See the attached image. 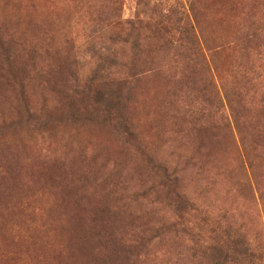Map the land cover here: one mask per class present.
<instances>
[{
  "label": "rangeland",
  "instance_id": "rangeland-1",
  "mask_svg": "<svg viewBox=\"0 0 264 264\" xmlns=\"http://www.w3.org/2000/svg\"><path fill=\"white\" fill-rule=\"evenodd\" d=\"M169 9L195 59L96 22ZM94 47L135 76L119 102ZM0 264H264V0H0Z\"/></svg>",
  "mask_w": 264,
  "mask_h": 264
},
{
  "label": "trees",
  "instance_id": "trees-1",
  "mask_svg": "<svg viewBox=\"0 0 264 264\" xmlns=\"http://www.w3.org/2000/svg\"><path fill=\"white\" fill-rule=\"evenodd\" d=\"M174 14H176V11H171V9H169L164 15H159V17L155 18L153 13H147L142 10L140 19H137L136 17L132 20L121 21L115 15H97L96 22L100 27H109V30H111L109 31L110 34L107 38L109 43L113 44V40L119 39L121 46L127 45L128 49H130L132 53L134 50L138 49V37L141 29L146 28L148 31L150 30L149 32L160 36H164L173 31L179 36V40L181 39L189 45L187 48L191 50V56L195 59L198 53V48L196 46V40L192 34V27L188 25L185 16L181 12H177V15H179L177 19L171 20ZM249 38L253 39V36L250 35ZM93 58L95 67L91 72L92 75L91 78H89L90 81L99 82L100 80V83L105 86V83L109 82V80H115L117 88L112 92V94L111 90L109 91L111 95L107 99L112 102L113 98H115L116 101L119 102L121 97H119V94L115 91L120 93L121 91H124L125 93L130 92L132 89V83L136 80L135 76L130 69H126L127 63L123 60V58L117 56L114 49L94 47ZM133 65L134 64L132 63L129 64L131 68H133ZM73 83H78L76 78ZM78 88L79 87L77 86L71 87L70 95L72 97L82 95L83 90L78 91ZM96 111L98 114L103 112V117L107 121L113 122L114 124H117V121H119V124H123V120L114 118L111 115L112 108L106 107L103 111ZM177 182V178H170V175H167L165 172L163 173L162 179L159 180L161 187L164 189H169L170 187L176 189ZM171 192H173V190ZM174 198L179 208L184 209L189 206V201L186 195H183L180 192H175ZM236 241H238V239L232 241V246H234ZM239 247L243 250V253L247 252V250H245L246 245L243 242L240 241ZM215 250H219V247Z\"/></svg>",
  "mask_w": 264,
  "mask_h": 264
}]
</instances>
